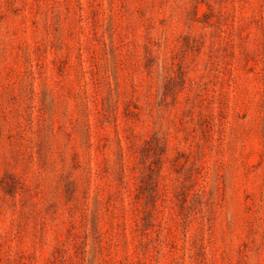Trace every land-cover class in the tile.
I'll return each mask as SVG.
<instances>
[{"label":"rangeland","instance_id":"1","mask_svg":"<svg viewBox=\"0 0 264 264\" xmlns=\"http://www.w3.org/2000/svg\"><path fill=\"white\" fill-rule=\"evenodd\" d=\"M0 264H264V0H0Z\"/></svg>","mask_w":264,"mask_h":264}]
</instances>
